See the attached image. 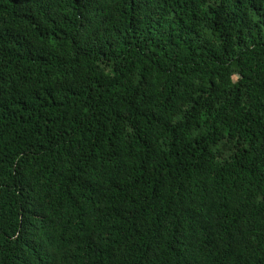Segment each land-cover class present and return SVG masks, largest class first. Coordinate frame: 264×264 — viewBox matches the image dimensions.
I'll return each instance as SVG.
<instances>
[{
	"label": "trees",
	"instance_id": "1",
	"mask_svg": "<svg viewBox=\"0 0 264 264\" xmlns=\"http://www.w3.org/2000/svg\"><path fill=\"white\" fill-rule=\"evenodd\" d=\"M0 264H264V0H0Z\"/></svg>",
	"mask_w": 264,
	"mask_h": 264
}]
</instances>
